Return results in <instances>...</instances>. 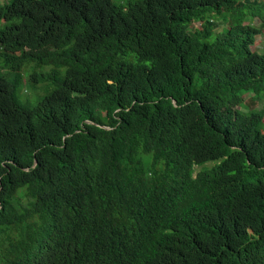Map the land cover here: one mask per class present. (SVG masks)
Masks as SVG:
<instances>
[{"label": "trees", "instance_id": "1", "mask_svg": "<svg viewBox=\"0 0 264 264\" xmlns=\"http://www.w3.org/2000/svg\"><path fill=\"white\" fill-rule=\"evenodd\" d=\"M254 2L0 4V264H264Z\"/></svg>", "mask_w": 264, "mask_h": 264}, {"label": "rangeland", "instance_id": "2", "mask_svg": "<svg viewBox=\"0 0 264 264\" xmlns=\"http://www.w3.org/2000/svg\"><path fill=\"white\" fill-rule=\"evenodd\" d=\"M8 0H0V4H3L4 2H6ZM117 1V0H115ZM261 1V0H257V2L253 3V4H249V6H257V3ZM227 14V12H226ZM248 18H251L249 13H248ZM251 20H253V23L255 25H257L259 23V19L257 17L255 18H251ZM251 20L249 22V24L251 23ZM249 21V20H248ZM219 23V26L217 28L218 31H221L223 28L226 29V27L230 24L231 20H230V15L227 14V18L224 16L223 19L217 21ZM192 27H199L200 23L199 22H193ZM255 39L258 40V44H253L251 46V48L253 47L254 50L258 51V52H264V29L263 31H260L259 34L255 35ZM252 48V49H253ZM55 82L52 81H41L37 83L38 87H30L31 91L29 92L28 97L30 98V100L32 102H36L39 97H41V95H43L45 93V88L47 86H52L54 85ZM37 88V89H35ZM239 92L242 94L243 96V100H242V105H241V109L244 112H250L251 110H259V109H263L264 110V87H260L259 89L256 90L257 95H255V90L253 88H247V89H240ZM262 129L264 130V116L262 118ZM206 163V165H210L212 164V162L210 160L204 162ZM203 163V164H204ZM200 166H202L201 164H193V168H199ZM17 199H20V201L24 204L27 205L28 202V197L25 194V190L24 189H20L16 195Z\"/></svg>", "mask_w": 264, "mask_h": 264}, {"label": "clouds", "instance_id": "3", "mask_svg": "<svg viewBox=\"0 0 264 264\" xmlns=\"http://www.w3.org/2000/svg\"><path fill=\"white\" fill-rule=\"evenodd\" d=\"M229 27V25L226 27V29ZM226 29H224V30H226ZM253 48V47H252ZM254 49V48H253Z\"/></svg>", "mask_w": 264, "mask_h": 264}]
</instances>
